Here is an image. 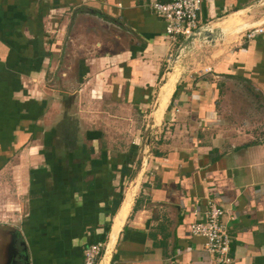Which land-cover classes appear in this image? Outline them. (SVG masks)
<instances>
[{
  "label": "crops",
  "instance_id": "1",
  "mask_svg": "<svg viewBox=\"0 0 264 264\" xmlns=\"http://www.w3.org/2000/svg\"><path fill=\"white\" fill-rule=\"evenodd\" d=\"M162 1L0 0V173L29 264L97 242L104 264H209L190 234L209 201L228 264H264V38L241 39L264 0L202 2L223 37L176 63Z\"/></svg>",
  "mask_w": 264,
  "mask_h": 264
},
{
  "label": "built area",
  "instance_id": "2",
  "mask_svg": "<svg viewBox=\"0 0 264 264\" xmlns=\"http://www.w3.org/2000/svg\"><path fill=\"white\" fill-rule=\"evenodd\" d=\"M208 0H164L150 2L148 8L163 24L162 37L172 47L188 36L198 26L197 14L200 4ZM264 38V22L243 32L241 39L251 41ZM221 209L213 202H207L201 220L190 225V234L204 240L203 248L209 256V264H228L229 237L226 226L220 221ZM99 242L83 249L82 264H104L100 258Z\"/></svg>",
  "mask_w": 264,
  "mask_h": 264
},
{
  "label": "water",
  "instance_id": "3",
  "mask_svg": "<svg viewBox=\"0 0 264 264\" xmlns=\"http://www.w3.org/2000/svg\"><path fill=\"white\" fill-rule=\"evenodd\" d=\"M222 37L223 32L220 28H212L207 24L199 26L191 34L182 39L174 52L172 62L176 63L195 42H202L208 46H213ZM10 234L9 241L5 247V264H29L25 242L19 231L12 230Z\"/></svg>",
  "mask_w": 264,
  "mask_h": 264
},
{
  "label": "rangeland",
  "instance_id": "4",
  "mask_svg": "<svg viewBox=\"0 0 264 264\" xmlns=\"http://www.w3.org/2000/svg\"><path fill=\"white\" fill-rule=\"evenodd\" d=\"M181 41L182 39L178 45ZM158 107L163 108L160 102ZM158 115L155 117L158 118ZM22 202V186L10 176L5 177L4 170L0 173V264L3 262L4 248L9 241L10 232L18 229Z\"/></svg>",
  "mask_w": 264,
  "mask_h": 264
},
{
  "label": "flooded vegetation",
  "instance_id": "5",
  "mask_svg": "<svg viewBox=\"0 0 264 264\" xmlns=\"http://www.w3.org/2000/svg\"><path fill=\"white\" fill-rule=\"evenodd\" d=\"M11 234H9V236H10ZM2 264H5V248H4V254H3V262H2Z\"/></svg>",
  "mask_w": 264,
  "mask_h": 264
}]
</instances>
